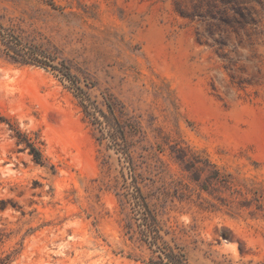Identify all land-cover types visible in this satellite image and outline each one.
I'll return each mask as SVG.
<instances>
[{
  "label": "rangeland",
  "instance_id": "1",
  "mask_svg": "<svg viewBox=\"0 0 264 264\" xmlns=\"http://www.w3.org/2000/svg\"><path fill=\"white\" fill-rule=\"evenodd\" d=\"M0 264H264V0H0Z\"/></svg>",
  "mask_w": 264,
  "mask_h": 264
},
{
  "label": "trees",
  "instance_id": "2",
  "mask_svg": "<svg viewBox=\"0 0 264 264\" xmlns=\"http://www.w3.org/2000/svg\"><path fill=\"white\" fill-rule=\"evenodd\" d=\"M35 159H38V156H37V154H35Z\"/></svg>",
  "mask_w": 264,
  "mask_h": 264
}]
</instances>
